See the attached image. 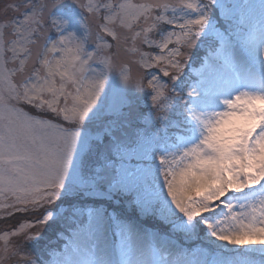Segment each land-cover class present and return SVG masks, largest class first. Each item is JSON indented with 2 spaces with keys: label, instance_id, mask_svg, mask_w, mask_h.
I'll list each match as a JSON object with an SVG mask.
<instances>
[{
  "label": "snow or ice",
  "instance_id": "obj_1",
  "mask_svg": "<svg viewBox=\"0 0 264 264\" xmlns=\"http://www.w3.org/2000/svg\"><path fill=\"white\" fill-rule=\"evenodd\" d=\"M12 219L0 264H264V0L0 8Z\"/></svg>",
  "mask_w": 264,
  "mask_h": 264
},
{
  "label": "rangeland",
  "instance_id": "obj_2",
  "mask_svg": "<svg viewBox=\"0 0 264 264\" xmlns=\"http://www.w3.org/2000/svg\"><path fill=\"white\" fill-rule=\"evenodd\" d=\"M10 2V0H0V8H3V6ZM110 39V38H109ZM16 223V220L15 219H12V220H9L7 223L5 222H0V230H3L7 227H10L12 225H14Z\"/></svg>",
  "mask_w": 264,
  "mask_h": 264
}]
</instances>
